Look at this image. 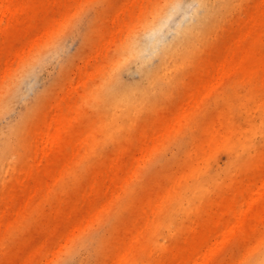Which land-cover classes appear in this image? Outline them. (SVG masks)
Wrapping results in <instances>:
<instances>
[{
	"label": "bare ground",
	"instance_id": "bare-ground-1",
	"mask_svg": "<svg viewBox=\"0 0 264 264\" xmlns=\"http://www.w3.org/2000/svg\"><path fill=\"white\" fill-rule=\"evenodd\" d=\"M75 1L79 10L84 3ZM235 2L156 4L121 43L115 59L99 69L96 85L85 96V103L98 113L90 126L82 120V111L64 114L57 123L44 117L33 122L38 113L45 114L53 86L40 89L15 122L0 126V264H264V240L252 242L264 236V152L258 161L251 157L240 163V173L218 198L207 197L208 185H216L217 177L205 170L209 165L203 161L217 155L222 146H229L235 155L251 151L238 135L248 131L243 121L250 120L252 111L264 114V100L247 97L246 113L234 121L216 100L215 114L202 120L209 94L230 80L264 92V0H255L246 18L232 26L228 40L199 63L184 100L170 104L147 128L136 121L141 91L161 87L181 70L184 58L212 35ZM187 7L180 22L169 27ZM72 10L69 0H0V36L6 41L0 48V65L7 67L13 55H20L19 42L38 46L33 57L20 55L18 74L0 72V116L11 107L5 98L18 77L28 78L22 94L29 96L45 64L58 60L64 37L53 43L52 34L71 20ZM107 10L108 6L99 9V17L108 18ZM114 24L118 25L115 20ZM168 33L171 37L165 39ZM134 70L140 77L125 81L124 74ZM226 104L231 110L235 100L227 99ZM94 122L99 135L90 129ZM183 127L184 132L199 129L191 137L199 141L188 149L190 160L183 164L184 183L175 173L158 177L156 189L149 188L137 203L140 160L148 145ZM254 129L252 125L250 130ZM190 178L194 183L184 189ZM182 187L184 197L162 223L164 230H158L154 217L160 218L172 206ZM195 199L199 203L194 207ZM113 207L117 211L109 216ZM191 212L182 224L177 222L178 215ZM95 223L100 224L96 232ZM32 228L40 238L28 245L22 234ZM13 239L17 251H6L5 244ZM231 251L226 263L225 255Z\"/></svg>",
	"mask_w": 264,
	"mask_h": 264
},
{
	"label": "rangeland",
	"instance_id": "rangeland-1",
	"mask_svg": "<svg viewBox=\"0 0 264 264\" xmlns=\"http://www.w3.org/2000/svg\"><path fill=\"white\" fill-rule=\"evenodd\" d=\"M82 1L84 4H80L78 10L77 7L79 4L75 0H69V4L73 8V13L71 12L69 14L71 20L68 23L62 24V27L59 26L55 28V32L53 31L54 33L51 38V41L54 43L64 37V50H62L57 61L47 62L45 64L43 70H41L38 75L39 79L36 87L31 89L32 92L29 96L24 93L22 94L28 86V78H17L14 90L5 98L7 103H11V107L3 110L0 116V126L3 124V129L8 125L7 123L12 124L23 114L26 109L25 107L30 105L29 101L37 96L43 88L52 86L53 88L50 95L52 96L50 97V100L52 99L51 103L45 109V114L41 115L43 111H40L41 113H38L34 117L33 122L41 120L44 117L48 121L52 120L53 123H57L60 122L61 116L64 114L82 111L80 113L83 118L82 120L86 125L89 124L90 126V121L93 120V117H97L95 116L97 110L85 103V96H87L89 91L96 85L100 70L106 68L108 64L115 59L121 43L128 38L130 33L141 24L142 20L161 0H99L97 4H94L92 0ZM254 1L255 0H236L235 4L231 6L229 10H226L224 16L216 25L212 35L209 36L203 44H200L195 52L184 58L181 70L168 77L169 79L167 82L161 87L151 92H147L145 89L141 91L136 113V121L139 127L147 128L150 123L149 121L168 109L170 104L184 100V92L188 84L192 81L199 63L206 55L215 51L218 45L221 46L224 41L228 40L232 26L246 18L251 4ZM103 6L105 8L108 6L110 10H107L108 18L106 19L105 17H99V9ZM187 10L188 7L184 8L179 15L171 21L169 27H174L179 23L181 17ZM57 17L60 19L62 15L57 14ZM91 18H94V21L93 24L89 26ZM114 20L118 25L114 24ZM170 35L171 33L164 34L163 37L167 39L171 37ZM5 44V39H2L0 36V48ZM18 47H21L20 55L24 58L27 56L33 57L38 49V46L33 47L26 41L24 43L19 42ZM20 55H13L7 67L5 63H2L0 65V72L4 74V70L7 69L11 76L18 74L23 63ZM37 66L33 71L37 69ZM139 77L137 71L134 70L125 73L123 79L128 82H133ZM4 78L5 76L3 75L2 79ZM35 91L37 92L35 93ZM15 94L16 96H13ZM253 95H257L261 98L260 100H264V92L242 84L235 85L230 80L223 87L215 88L213 93L209 94V104L202 120L207 121L208 117L215 114L216 100H221L220 108L221 110H226L227 116H229L231 120H237L239 115H244L246 113L243 109L244 100ZM230 98L235 100V107L228 110L226 100ZM243 123L244 128L248 129V131L246 134L241 132L238 137L241 138V140H247L248 147L251 148V151H241L240 154L235 155L232 150L228 148L229 146H222L217 155L214 157L208 156L203 159V161L209 165L205 170L211 169L213 175L217 177L216 185H213V182L208 185V198H218V195L227 188L225 185L234 182L240 173L238 167L240 163L247 161L251 157H253V160L255 159V161H258L259 154L264 152V114L260 113L258 110L252 111L250 120L246 122L243 121ZM198 124H200V121L194 124L195 127H198ZM252 125H255L253 131L250 130ZM1 128L0 130L2 131L3 129ZM90 129L99 135L96 122L93 123ZM198 132V128L184 132L183 127L180 130L172 131L159 140L155 139L151 145H148L145 157L140 160L139 179L136 184L137 203H141L143 196L149 188L153 190L156 189L157 185L155 179L158 177L175 173L178 182L184 181V178L181 177L184 172L183 164L184 161L190 160V157L187 155L188 149L199 141L198 138L195 139L194 142L191 140V137L197 135ZM195 159L199 162L202 160L197 157H195ZM183 181L182 183H184ZM187 182L188 184L184 186V189L188 186H192L194 179L191 180L190 178ZM143 189H145V192ZM184 195L182 187L180 195L172 206L165 210L160 218L157 215L154 217L156 221L155 225L159 228L158 230H164V225L162 223L168 221L169 216L173 212L174 205H176L179 198H183ZM197 203H199V200L195 199L191 206L195 207ZM116 211V207L110 208L108 215L111 216ZM127 212L129 213L127 210L124 211V220H126ZM190 214H192V212L178 215L177 222L182 224L180 222ZM105 219H108L107 215H105L104 220ZM190 220L192 219L186 222ZM99 225V223H95L94 228H99ZM172 228L174 229L175 226L172 225ZM96 231H98V229H96L95 232ZM22 235L26 239L28 245L40 238L39 232L35 231L33 228L32 230H26ZM258 240H264V236L258 239L252 238V242L254 243L258 242ZM5 250L16 252V240L13 239L7 242L5 244ZM236 251L237 250L233 252L236 253ZM231 253L232 251L225 255L226 263L231 260ZM237 254L238 253L235 255ZM7 256L11 258L14 254H8ZM3 261L6 263V257ZM62 262L64 263V261H60L56 264H61Z\"/></svg>",
	"mask_w": 264,
	"mask_h": 264
}]
</instances>
